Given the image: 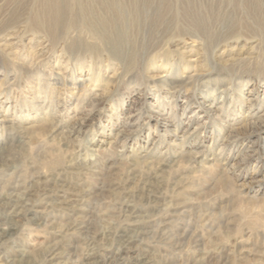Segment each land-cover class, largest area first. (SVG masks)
I'll use <instances>...</instances> for the list:
<instances>
[{"label": "rangeland", "instance_id": "rangeland-1", "mask_svg": "<svg viewBox=\"0 0 264 264\" xmlns=\"http://www.w3.org/2000/svg\"><path fill=\"white\" fill-rule=\"evenodd\" d=\"M0 147V264H264V0H0Z\"/></svg>", "mask_w": 264, "mask_h": 264}, {"label": "bare ground", "instance_id": "bare-ground-1", "mask_svg": "<svg viewBox=\"0 0 264 264\" xmlns=\"http://www.w3.org/2000/svg\"><path fill=\"white\" fill-rule=\"evenodd\" d=\"M16 44H17L16 37H12V41L9 44H7V46L9 45V47H13ZM57 73H59V72H57ZM166 78L167 79L168 78H172V76L171 77L170 76L169 77L166 76ZM13 163H14V157L12 155H10L9 157H5L4 148L0 147V164L2 166H6L7 168H10V167L13 166ZM39 178H42V177H39ZM48 182L42 181V179H36L34 181L32 180V184L28 187V189H27L28 192L27 193H31L32 190L37 192V190L39 188H37L36 186L40 187L42 190L46 191L47 193H50L51 189L49 188L50 184ZM21 191H22V189H21ZM54 196L53 195L52 196L50 195V196H48V198L46 199V201L44 199H42L43 201H42L41 204H38V203L35 204V205H39V206L31 205L30 207H28V205H29V199L26 196H25V198H23L24 196L23 197H19L18 194H14L13 192H0V212H3L6 215L5 218L10 217V220L11 221H14V218H17V217H21L23 219L29 220L30 219L29 216L32 215V216H36L37 217L39 215V212H41L43 210L44 211L45 210L47 211L50 206L56 205L57 198L54 197ZM75 200H77V199L62 200L61 202H58L57 205H61V206L63 204L64 205H70L71 202L72 201H75ZM127 208H129V207H127ZM0 216H1V214H0ZM0 220H1V217H0ZM0 224H1V226H0V240L3 239V238H5V237H7L11 232H14V230H15L14 228L12 229V226H10L9 229L8 228H2V225H5L6 222L0 221ZM60 225L61 224H58L57 227H59ZM67 227H71V226L70 225H67ZM72 228H73V226H72ZM95 253H91V252L87 253V255L84 256L83 264H98L99 262L106 263L105 261H101L99 259V257ZM43 254L45 256H47V257L52 256V258L57 257L58 255L60 256L61 255V252H60L59 244L55 242L51 247H48L43 252ZM37 256H39V254ZM115 256L117 257V259H116L117 261H123L124 260L123 252H122V250H120V248L117 251V253L115 254ZM111 258L112 257H110V260H111L110 263L111 264H114L115 259L113 260ZM13 262H15V261H13Z\"/></svg>", "mask_w": 264, "mask_h": 264}]
</instances>
